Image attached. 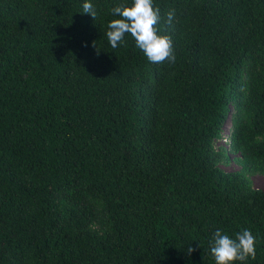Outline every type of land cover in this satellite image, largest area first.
Returning <instances> with one entry per match:
<instances>
[{
    "label": "trees",
    "instance_id": "16d2710c",
    "mask_svg": "<svg viewBox=\"0 0 264 264\" xmlns=\"http://www.w3.org/2000/svg\"><path fill=\"white\" fill-rule=\"evenodd\" d=\"M84 2L0 0V264H215L245 229L264 264V0H153L163 64L108 44L132 0Z\"/></svg>",
    "mask_w": 264,
    "mask_h": 264
},
{
    "label": "clouds",
    "instance_id": "9594fccd",
    "mask_svg": "<svg viewBox=\"0 0 264 264\" xmlns=\"http://www.w3.org/2000/svg\"><path fill=\"white\" fill-rule=\"evenodd\" d=\"M85 13L93 20L97 16L95 7L88 0L82 5V14ZM111 14L117 17L107 24L106 36L111 48L123 44L127 34L150 63L175 62L171 37L158 34L161 15L160 9L153 5V0H132L130 6L120 4L111 8ZM166 17L167 23L171 24L175 10L168 11ZM209 247L215 264H245L249 258L255 259L256 237L247 229L237 233L235 238L216 230L209 241ZM194 250L192 247L187 248L188 253Z\"/></svg>",
    "mask_w": 264,
    "mask_h": 264
},
{
    "label": "rangeland",
    "instance_id": "374dc122",
    "mask_svg": "<svg viewBox=\"0 0 264 264\" xmlns=\"http://www.w3.org/2000/svg\"><path fill=\"white\" fill-rule=\"evenodd\" d=\"M229 123L227 122L224 126V137L226 135L229 134ZM216 146H223V147H227V143L223 140V139H220L216 142ZM231 158H233L234 156L233 155H230ZM222 167V166H221ZM222 169L226 172H230V171H233V170H238L239 169V166L235 163V162H231L229 165L227 166H223ZM252 179V184H253V187L254 188H257V189H263L264 190V175H254L251 177Z\"/></svg>",
    "mask_w": 264,
    "mask_h": 264
}]
</instances>
